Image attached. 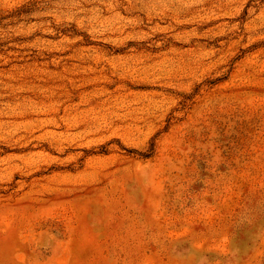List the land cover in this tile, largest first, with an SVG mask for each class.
Listing matches in <instances>:
<instances>
[{"label": "rangeland", "instance_id": "1", "mask_svg": "<svg viewBox=\"0 0 264 264\" xmlns=\"http://www.w3.org/2000/svg\"><path fill=\"white\" fill-rule=\"evenodd\" d=\"M0 264H264V0H0Z\"/></svg>", "mask_w": 264, "mask_h": 264}]
</instances>
